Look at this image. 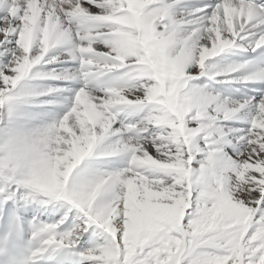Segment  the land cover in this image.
Listing matches in <instances>:
<instances>
[{"label": "snow or ice", "instance_id": "obj_1", "mask_svg": "<svg viewBox=\"0 0 264 264\" xmlns=\"http://www.w3.org/2000/svg\"><path fill=\"white\" fill-rule=\"evenodd\" d=\"M0 264H264V0H0Z\"/></svg>", "mask_w": 264, "mask_h": 264}]
</instances>
